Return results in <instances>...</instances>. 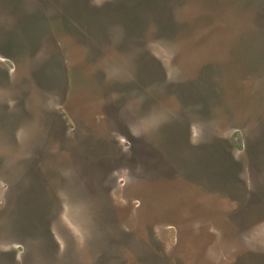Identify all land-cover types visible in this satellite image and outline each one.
Returning a JSON list of instances; mask_svg holds the SVG:
<instances>
[{
    "label": "rangeland",
    "instance_id": "374dc122",
    "mask_svg": "<svg viewBox=\"0 0 264 264\" xmlns=\"http://www.w3.org/2000/svg\"><path fill=\"white\" fill-rule=\"evenodd\" d=\"M0 264H264V0H0Z\"/></svg>",
    "mask_w": 264,
    "mask_h": 264
},
{
    "label": "trees",
    "instance_id": "16d2710c",
    "mask_svg": "<svg viewBox=\"0 0 264 264\" xmlns=\"http://www.w3.org/2000/svg\"><path fill=\"white\" fill-rule=\"evenodd\" d=\"M171 23H168L167 25H170Z\"/></svg>",
    "mask_w": 264,
    "mask_h": 264
}]
</instances>
